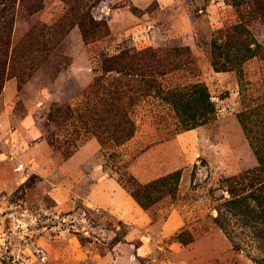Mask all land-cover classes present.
<instances>
[{
    "label": "rangeland",
    "instance_id": "rangeland-1",
    "mask_svg": "<svg viewBox=\"0 0 264 264\" xmlns=\"http://www.w3.org/2000/svg\"><path fill=\"white\" fill-rule=\"evenodd\" d=\"M0 264H264V0H0Z\"/></svg>",
    "mask_w": 264,
    "mask_h": 264
}]
</instances>
